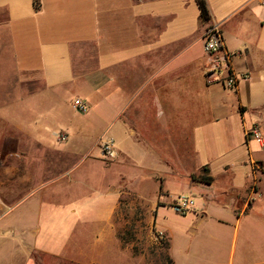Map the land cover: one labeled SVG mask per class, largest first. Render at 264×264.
Returning a JSON list of instances; mask_svg holds the SVG:
<instances>
[{
	"label": "crops",
	"instance_id": "obj_1",
	"mask_svg": "<svg viewBox=\"0 0 264 264\" xmlns=\"http://www.w3.org/2000/svg\"><path fill=\"white\" fill-rule=\"evenodd\" d=\"M39 1L0 0V264H133L134 208L173 264H264V0Z\"/></svg>",
	"mask_w": 264,
	"mask_h": 264
},
{
	"label": "rangeland",
	"instance_id": "obj_2",
	"mask_svg": "<svg viewBox=\"0 0 264 264\" xmlns=\"http://www.w3.org/2000/svg\"><path fill=\"white\" fill-rule=\"evenodd\" d=\"M0 78H2V73H0ZM17 200V198L5 199L0 196V221L11 220L12 215L18 208L16 205ZM165 215L168 222L179 220V214L174 210L167 212ZM128 219L132 220V226L130 228V225H128L129 229L123 230L121 236L123 240L129 243L128 248L132 251L133 264H165L163 240L151 229L149 217L134 208V212L128 215ZM161 237L166 238L165 236ZM37 264H42V262L39 261ZM107 264H114V259L113 261L109 259Z\"/></svg>",
	"mask_w": 264,
	"mask_h": 264
},
{
	"label": "built area",
	"instance_id": "obj_3",
	"mask_svg": "<svg viewBox=\"0 0 264 264\" xmlns=\"http://www.w3.org/2000/svg\"><path fill=\"white\" fill-rule=\"evenodd\" d=\"M204 49L207 55L213 58L214 64V67L207 74L208 79L210 80L216 73H219L218 75L220 76V78L215 80L217 83H222L228 88L236 87L239 81L237 77L231 74L227 76L225 75L226 69L229 68L227 65L228 58L222 55L224 51V37L219 25L213 24L207 29L204 37ZM224 76H226V78H224ZM73 106L78 111H87V106L81 99H75L73 101ZM250 134L264 147V135L261 133L258 127H253L250 131ZM60 138L62 140L66 139L64 135H60ZM102 151L106 159H114L116 157V151L113 142L111 141L106 142L102 145ZM1 164L2 161L0 159V166ZM256 166L264 171V162L256 164ZM191 205L192 201L188 197L181 196L179 197V199H177V201L173 205V208L178 213L185 214L190 210Z\"/></svg>",
	"mask_w": 264,
	"mask_h": 264
},
{
	"label": "trees",
	"instance_id": "obj_4",
	"mask_svg": "<svg viewBox=\"0 0 264 264\" xmlns=\"http://www.w3.org/2000/svg\"><path fill=\"white\" fill-rule=\"evenodd\" d=\"M34 1V6H35V9L39 10L40 8V1L39 0H33ZM197 4L199 6V9L201 11V16L202 18L205 20V21H208L210 19V15H209V11H208V8H207V4H206V1L205 0H197ZM209 181V180H207ZM158 237L162 238L163 240V243L162 245L164 246V249H165V264H173L170 256H169V240L164 238V237H161L160 235H158ZM123 239V238H122ZM125 242H127L126 240H124ZM128 243V242H127Z\"/></svg>",
	"mask_w": 264,
	"mask_h": 264
}]
</instances>
